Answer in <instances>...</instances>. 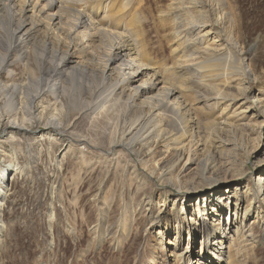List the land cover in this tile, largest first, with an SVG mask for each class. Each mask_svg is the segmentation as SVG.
Wrapping results in <instances>:
<instances>
[{
	"label": "rangeland",
	"instance_id": "rangeland-1",
	"mask_svg": "<svg viewBox=\"0 0 264 264\" xmlns=\"http://www.w3.org/2000/svg\"><path fill=\"white\" fill-rule=\"evenodd\" d=\"M63 2L104 19L117 35L130 39L145 63L157 70H179L187 82L181 83L183 91L194 99V112L202 120L197 136L201 138L190 146L177 143L176 126L167 117L169 111L162 109L160 124L149 131L147 123L134 150L112 147L135 112L127 111L119 91L110 100L101 96L104 78L95 68L101 67L105 54H111L106 38L98 35L101 44L96 42L95 49L80 39L83 45L77 48L76 62L85 68L71 82L51 72L70 89L57 100L51 95L38 103L44 115L59 118L65 133L56 129L48 133L36 119L26 134L5 131L7 119L0 118L4 142L0 168L9 164L20 168L7 174L0 213V264H227L230 246L233 261L228 264H264V198L253 203L248 217L246 212L258 176L264 173V0H227L231 20L226 22L221 10L225 22L221 29L215 23L217 6L210 5L209 13L207 0ZM5 13L0 8V36L7 39L13 24ZM45 26H40L35 44L29 45L35 69L47 31L56 33ZM65 29L70 30L68 25ZM67 41L57 43V49H67ZM58 59H48L47 67L53 69ZM212 59L222 61L217 88L203 68ZM22 63L5 73L4 81L11 74L20 76ZM10 115L31 117L21 104ZM198 145L206 147L200 155ZM197 156L212 162L221 175L227 170L241 173L221 188L224 209H218L217 195L210 202L205 187L198 196H187L189 184L203 172L202 165L194 169L191 163ZM201 209L209 214L202 216ZM191 218L200 223L206 218L208 229L200 226L203 231L195 236ZM213 227L220 235L211 240Z\"/></svg>",
	"mask_w": 264,
	"mask_h": 264
},
{
	"label": "bare ground",
	"instance_id": "bare-ground-1",
	"mask_svg": "<svg viewBox=\"0 0 264 264\" xmlns=\"http://www.w3.org/2000/svg\"><path fill=\"white\" fill-rule=\"evenodd\" d=\"M63 1L64 0H0V8L4 9L6 12L3 15H9L10 21L13 24V28H11L7 39L0 36V118L4 117L7 119L4 127L5 131L21 130L23 131L22 133L26 134L32 130L31 124L34 122V119H36L37 121L43 123V126L48 133L49 131H52V129H56L58 131L60 130L59 132L65 133V130L62 129L61 121L58 120L59 118L57 119L54 115L49 117L44 115V107L41 108L42 105L40 106L38 103L40 99L44 100L51 95H55V99L57 100L61 94H66L70 87L59 84L60 81H56L54 79L55 77L53 78V76H51V72L57 73L60 77L64 76L66 77L65 81L71 82L70 79L73 78L75 73L85 68V65H82L81 61L76 62L77 48H79L81 44L83 45V43H85L86 47H94L95 49L97 44L96 42H98V46L101 44L98 40V35L102 34L106 38V45L111 48L109 50L111 51V54H105V60L103 61L101 67L99 69L95 68V70H97L99 74L101 73L104 78L101 96L105 94L103 99L110 100L109 98L113 96L114 92L119 91L121 96H124L123 103H125L127 111L135 112V116L133 115V117L130 118L128 128L125 129L122 134L117 136L118 138L114 141L112 147L115 148V146L117 147L120 145L124 146L125 149L134 150V142L141 141L143 139L145 135L144 130H147V123L151 126H148V130H152V127L155 129V127L160 124L158 121L160 120V116L164 115V110L167 112L169 111L167 117L171 121L170 123L176 126L177 130L173 135L175 136V139L179 141L177 143L181 144L187 142L190 146L191 141L195 140L196 142L198 133H200V129L202 127V120L198 113L194 112V99L183 91V83H187L185 82L186 77H184L177 69L172 71L171 67H168L166 69L157 70L156 68L158 67H155V65L145 63L144 60L134 51V46L130 39L125 35H122V37L117 35L114 28H111L108 24L106 25V22H102L104 19H100L98 16H93V13L90 14L84 8L74 6V3H72V5H70V3L67 6ZM207 1V6L209 8V10L207 8V11H209V13L212 10L210 5L217 6L215 10H217L218 19L215 23L219 25L220 27H218L221 29L223 23H225L222 14H219L221 10L224 11V15H226V22H230L231 20L228 16L229 14L227 13V8L225 7L227 0ZM67 15L68 19H66ZM87 17L88 19H86ZM42 24H47V26H45L46 29L48 28L52 30V33H56L54 34L55 36H53L49 34L50 32L47 31L48 29L46 30L48 32V40L43 41L41 47L42 52L36 56V64L38 67L35 69L33 68L32 62L29 58V45L35 44L34 37L40 32V26ZM66 25H68L70 29L67 32L65 29ZM63 39H68V48L58 50L56 45L57 43L60 44ZM104 44L105 43H103V45ZM229 44L233 46L234 42H229ZM20 53L21 55L19 56ZM57 57L59 59L56 60V62L54 61L55 63L51 62L54 66L53 69L47 67L49 62L48 59H55ZM21 62H23L21 75L18 76V73H16L11 74L10 76L9 74L10 80L4 81L5 73L6 75L7 73H10V69L17 63ZM221 64L222 61L212 59L208 60L203 65V68H205L204 70L207 73L206 75L208 81L214 88L219 86L217 84L219 82L217 81L216 83V80L220 76H218V78H216V76L218 73L220 75L222 68ZM174 74L176 75V78L174 77ZM22 77H24V80L21 79ZM109 81L111 83L108 86ZM134 81H138L137 84H135ZM182 97L185 99H182L180 103V99ZM255 101L257 102L258 99ZM19 104L29 111V114L31 115L30 118L26 119L24 116L22 119L16 116L11 117V112L13 110L16 111ZM143 106H149L150 110L144 112V110H142ZM159 109L161 110L159 111ZM211 120L213 121V119ZM152 122L153 124L151 125ZM206 123L207 126L210 123H213L212 125H214V122ZM144 127L146 128L144 129ZM142 129L144 130L142 131ZM133 132H135L134 135L128 138L127 136L131 135ZM47 137L48 136L45 135L44 138ZM200 138H198V140H200ZM2 142L3 141L0 140V144ZM178 147H180V145L176 148ZM192 150H194L193 147ZM201 151L205 152L206 147L198 145V154H196L200 155ZM194 158L195 157L191 158L192 165H196V168H193L197 169L200 164L202 165L203 172H200L199 177L197 176V178H194L195 180H192L194 182L191 181L192 184H189L186 190L187 196L189 194L194 197L196 195L198 196L199 192L202 191V188L205 187V189L210 192V202H214L215 199L212 200V198L217 195L218 197L216 203L218 209H224L223 195L219 196L221 188L223 189L225 187L224 184L227 182L235 181L234 178H236V175L240 176L241 173L239 172L237 174L231 172V170H227L221 175L212 162L200 159L198 156L197 158ZM14 166L16 167L14 164H9L5 167L6 169L0 168L1 214L4 206L3 198L6 196L8 190V187L6 186L7 174L14 169L20 170L19 167L14 168ZM191 167L192 166H190V168ZM170 173L172 172L169 171L168 174L165 172V176H168ZM165 176L164 178H166ZM168 179L170 180V177ZM173 184L175 183L173 182ZM228 188L226 189V193H229ZM252 195L253 199L251 204L246 207V212L248 213L247 217L255 207H252L254 205L253 203L261 196L264 198V173L258 176L257 185ZM192 199L193 197H189V202L192 201ZM237 199H239V197H237ZM206 202L207 204L205 205H207L208 208V201ZM190 207V204H188L189 209ZM203 207L205 208V206ZM205 213L209 214V211H202L201 209L202 216ZM203 220V223H200L195 218H191L190 225L195 233V236L202 233L201 231H203V229L201 227L208 229L207 219L203 218ZM218 235H220L218 227H213L212 233L208 236H210L211 240H213L218 238ZM206 245L209 247L212 244L207 243ZM231 247L232 246H230L228 251L227 264L230 261H233ZM186 251L187 250L181 252L180 256H184V252ZM220 264H222V262H220Z\"/></svg>",
	"mask_w": 264,
	"mask_h": 264
}]
</instances>
